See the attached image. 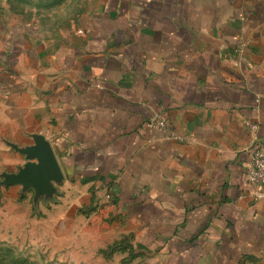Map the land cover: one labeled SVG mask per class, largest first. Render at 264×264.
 I'll return each instance as SVG.
<instances>
[{
  "label": "crops",
  "instance_id": "crops-1",
  "mask_svg": "<svg viewBox=\"0 0 264 264\" xmlns=\"http://www.w3.org/2000/svg\"><path fill=\"white\" fill-rule=\"evenodd\" d=\"M48 1L69 21L9 31L0 161L43 136L66 193L117 214L145 264H264L244 125L264 139V0Z\"/></svg>",
  "mask_w": 264,
  "mask_h": 264
},
{
  "label": "rangeland",
  "instance_id": "rangeland-1",
  "mask_svg": "<svg viewBox=\"0 0 264 264\" xmlns=\"http://www.w3.org/2000/svg\"><path fill=\"white\" fill-rule=\"evenodd\" d=\"M39 3L29 0H0V61L8 62L6 44L9 31L33 26L30 14L43 13L40 28L69 19H48L73 4ZM64 8V9H63ZM15 15V16H14ZM46 43L62 41L63 35L39 34ZM2 62V64L4 63ZM0 64V67L2 66ZM28 147L10 146L8 155L21 157L20 164L0 161V264H145L150 257L136 252L120 217L95 200L80 206L79 195L66 193L64 181L38 190L14 177L29 162L20 152ZM110 199V198H108ZM97 204V205H96ZM96 205V206H94ZM73 206L74 209L67 210Z\"/></svg>",
  "mask_w": 264,
  "mask_h": 264
},
{
  "label": "water",
  "instance_id": "water-1",
  "mask_svg": "<svg viewBox=\"0 0 264 264\" xmlns=\"http://www.w3.org/2000/svg\"><path fill=\"white\" fill-rule=\"evenodd\" d=\"M36 162H29L14 177V182L32 185L38 190H46L53 181L62 182L64 174L53 147L43 136L35 137V145L20 150Z\"/></svg>",
  "mask_w": 264,
  "mask_h": 264
},
{
  "label": "built area",
  "instance_id": "built-area-1",
  "mask_svg": "<svg viewBox=\"0 0 264 264\" xmlns=\"http://www.w3.org/2000/svg\"><path fill=\"white\" fill-rule=\"evenodd\" d=\"M150 125L152 127L164 126V122L159 118H153ZM245 127L250 131L255 145L251 153V162L247 173V179L254 189V195L257 199H264V139L259 136L260 126L257 121L247 120ZM177 140L184 139L181 136L174 135ZM107 198L112 199V195Z\"/></svg>",
  "mask_w": 264,
  "mask_h": 264
}]
</instances>
